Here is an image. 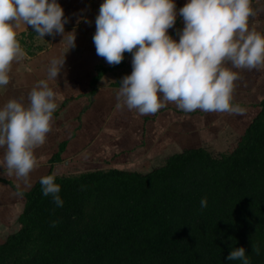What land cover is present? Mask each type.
Segmentation results:
<instances>
[{
  "label": "trees",
  "instance_id": "16d2710c",
  "mask_svg": "<svg viewBox=\"0 0 264 264\" xmlns=\"http://www.w3.org/2000/svg\"><path fill=\"white\" fill-rule=\"evenodd\" d=\"M33 34L19 43L37 50ZM104 70L95 66L90 95ZM238 108L222 123L207 119L195 142L146 172L113 164L117 156L54 171L61 142L46 166L30 172V186L0 178V264H242L226 259L239 247L249 264H264V97ZM228 123L231 146L216 150L211 143ZM47 175L60 186L62 207L42 193Z\"/></svg>",
  "mask_w": 264,
  "mask_h": 264
},
{
  "label": "clouds",
  "instance_id": "9594fccd",
  "mask_svg": "<svg viewBox=\"0 0 264 264\" xmlns=\"http://www.w3.org/2000/svg\"><path fill=\"white\" fill-rule=\"evenodd\" d=\"M261 14L264 4L257 2L254 7L253 0H188L179 9L184 27L177 42L168 35L177 17L173 0H103L92 37L96 54L110 66L119 65L125 52L132 56L131 74L121 79L116 92L117 107L147 115L171 102L184 112L242 113L231 103L238 73L224 65L264 70ZM21 22L41 37L62 35L66 52L75 47V34L64 32L68 19L56 0H0V88L9 84L13 62L26 55L17 40ZM64 57L50 61L49 80L60 74ZM55 96L42 79L28 93L27 106L11 99L0 108V148L5 149L0 165L25 186H30L29 174L37 166L34 149L45 143L51 131ZM54 180V175L41 177L42 193L62 207L60 186ZM200 203L206 207V198ZM57 223L52 221V226ZM253 251L260 253L258 246ZM245 253L243 247L235 248L226 259L249 264Z\"/></svg>",
  "mask_w": 264,
  "mask_h": 264
},
{
  "label": "crops",
  "instance_id": "0c3cea01",
  "mask_svg": "<svg viewBox=\"0 0 264 264\" xmlns=\"http://www.w3.org/2000/svg\"><path fill=\"white\" fill-rule=\"evenodd\" d=\"M56 2L62 7L64 17L68 19L64 32L75 34V47L66 52L67 40H62L63 36L60 34H46L44 37L33 34L31 44L39 49L30 50L26 45L20 44L26 55L20 61L13 62L9 72V84L0 88V108L11 99L21 101L27 106L28 93L42 79L47 80L49 87L56 93L57 109L52 116L51 131L46 134L45 143L34 149L37 160L35 169L46 166L47 160L57 150L58 145L65 142L60 162L53 165L54 171L79 168L82 170L88 168L87 164H97L99 160L117 156L111 161L113 164L126 165L129 169L141 172L146 163L150 169L155 157L163 154L167 148H174L173 145L184 146L189 136L195 135L199 138L197 132L203 130V122H208L207 119L219 124L224 117L233 114L205 113L199 109L184 112L171 102H166V106L155 114L147 115L128 110L127 107H117L116 92L120 88L121 79L131 74L132 56L126 54L122 63L110 66L104 58L96 54L92 37L96 30L95 18L103 0ZM173 2L176 5L177 17L174 27L168 29V35L178 42L177 33L184 27L179 9L188 0ZM257 2L264 4V0H253L254 7ZM259 19L264 21V14H261ZM30 30H33L31 26L24 24L23 29L21 25L17 30V40L21 34ZM258 30L264 34V26ZM28 51L35 53L30 55ZM64 54V65L60 74L56 80H49L47 69L50 61L53 58H62ZM97 65H101L105 70L97 82L96 93L90 95L89 84ZM224 66L237 72L239 76L234 82L231 100L233 106L242 108L257 103L264 97V70L235 69L230 63ZM116 83L117 85H114ZM175 150L174 148V152ZM4 151L5 149L0 148V160H3ZM6 171V168L0 165V178L13 177L8 176ZM0 190L6 192L3 186H0Z\"/></svg>",
  "mask_w": 264,
  "mask_h": 264
},
{
  "label": "rangeland",
  "instance_id": "374dc122",
  "mask_svg": "<svg viewBox=\"0 0 264 264\" xmlns=\"http://www.w3.org/2000/svg\"><path fill=\"white\" fill-rule=\"evenodd\" d=\"M21 25H22V27H23V29H24V23H21L20 24V27H21ZM19 28H17L16 29V31L18 30ZM23 31V30H22ZM19 35V34H18ZM18 35H17V37H18ZM43 44H45V43H43ZM225 125V128H223V130L222 131H220V133L216 136V139H214L215 141H213L212 143H211V146H215V148L214 149H216V150H226V149H228L229 148V146H231L230 144L232 143V139L230 138V137H228V136H225V134L227 133V132H230V128H231V126H230V124L228 123V124H224ZM223 134H224V136H223ZM221 135V136H220ZM195 135L192 137V138H190V139H186V140H190V141H193V142H195ZM220 138V139H219ZM188 142V141H187ZM187 142H185V144L187 143ZM184 145V144H183ZM174 146V148L176 149L175 151H178V147L177 146H175V145H173ZM174 148H172V147H169V148H167L164 152H163V154H160L159 156H157V157H155V159L152 161V166H160V165H162L163 163H164V160L166 159V157H168V156H170L173 152H174ZM211 151H213V150H211ZM86 167H89V168H92V167H97V164H95V163H92V164H87L86 165ZM142 167H144V168H141V172H146L148 169H149V165H148V163H146L144 166H142ZM77 170H79V171H81V169L79 168V169H77ZM83 170V169H82Z\"/></svg>",
  "mask_w": 264,
  "mask_h": 264
}]
</instances>
